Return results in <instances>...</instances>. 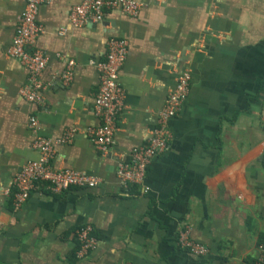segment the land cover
Returning a JSON list of instances; mask_svg holds the SVG:
<instances>
[{"label": "crops", "instance_id": "0c3cea01", "mask_svg": "<svg viewBox=\"0 0 264 264\" xmlns=\"http://www.w3.org/2000/svg\"><path fill=\"white\" fill-rule=\"evenodd\" d=\"M137 1L144 4L137 17L108 10L103 22L83 27L70 20L81 0L41 7L43 33L28 51L42 53L47 68L34 77L9 56L26 0H0V264H70L86 226L98 244L75 264L258 263L264 0ZM115 40L128 45L118 80L124 100L115 144L102 152L85 132L103 123L96 110L98 64ZM186 68L193 72L191 93L170 123L169 147L152 158L144 182L128 190L118 165L148 143ZM33 81L45 87L41 104L25 98ZM71 129L79 130L72 142L57 144ZM39 138L54 144L55 169L97 176L99 185L54 194L39 184L17 207L13 179L39 159ZM186 229L210 248L206 257L179 245Z\"/></svg>", "mask_w": 264, "mask_h": 264}, {"label": "built area", "instance_id": "2783aa9c", "mask_svg": "<svg viewBox=\"0 0 264 264\" xmlns=\"http://www.w3.org/2000/svg\"><path fill=\"white\" fill-rule=\"evenodd\" d=\"M52 2L53 0H26L25 10L20 18V24L9 51V56L20 60L34 77H39L47 68V60L42 53L38 51L31 53L28 49L43 33V29L37 24L40 8L49 6ZM143 6L144 4L137 0H81V4L74 8L70 20L73 26L83 27L90 22H103L108 10L117 9L137 17ZM127 46L126 41L115 40L106 60L98 64L101 87L96 99V110L103 123L99 127L87 130L85 135L102 152L109 151L115 144V136L119 130L117 116L122 111L124 90L118 80L119 71L126 60ZM71 66L74 64L71 63ZM71 76V72H68L64 80L70 81ZM192 82L193 72L189 68L179 72L175 89L169 94L164 110L160 112L158 128L150 136L146 145L134 149L131 160L120 161L118 176L122 185L128 190L144 182L152 158L168 149L172 139L170 123L177 118L187 102ZM29 86L25 90L27 92L25 98L31 103L41 104L43 102L41 92L45 87L35 81ZM32 126L36 127L37 123L32 121ZM78 133V129L69 130L57 141V144H70ZM35 147L39 152V159L27 163L13 179L12 186L15 189V205L17 207L23 206L29 200L32 191L39 184H45L51 193L61 194L72 188H95L101 182V178L80 171L55 169L53 167L54 144L50 140L39 138L36 140ZM146 191H150V188L146 187ZM77 238L81 244L77 253L78 259L85 258L97 247L98 237L92 226L82 228L78 232ZM178 242L182 248L196 257H206L211 251L209 247L192 239L188 229L180 231ZM260 254L261 257L257 264H264V245L260 248Z\"/></svg>", "mask_w": 264, "mask_h": 264}, {"label": "trees", "instance_id": "16d2710c", "mask_svg": "<svg viewBox=\"0 0 264 264\" xmlns=\"http://www.w3.org/2000/svg\"><path fill=\"white\" fill-rule=\"evenodd\" d=\"M77 237V236H76ZM98 237V236H97ZM77 242H78V249L76 251L73 252L72 257L70 258V264H75L77 262V253L79 251V248L81 246V244L79 243V240L77 238Z\"/></svg>", "mask_w": 264, "mask_h": 264}]
</instances>
